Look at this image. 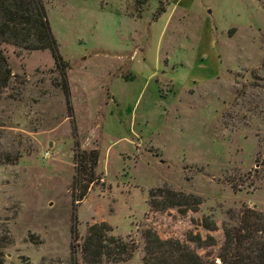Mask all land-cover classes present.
<instances>
[{
	"label": "rangeland",
	"instance_id": "374dc122",
	"mask_svg": "<svg viewBox=\"0 0 264 264\" xmlns=\"http://www.w3.org/2000/svg\"><path fill=\"white\" fill-rule=\"evenodd\" d=\"M42 1L62 64L47 50L4 52L13 77L0 98V264H80V238L101 220L137 243L125 264H145L147 224L219 245L229 216L264 212V0H170L185 11L161 51L187 62L173 70L150 32L158 0ZM75 142L100 153L80 201ZM162 186L199 196L200 212H150L148 192ZM202 215L218 230L195 225Z\"/></svg>",
	"mask_w": 264,
	"mask_h": 264
},
{
	"label": "trees",
	"instance_id": "16d2710c",
	"mask_svg": "<svg viewBox=\"0 0 264 264\" xmlns=\"http://www.w3.org/2000/svg\"><path fill=\"white\" fill-rule=\"evenodd\" d=\"M158 2L151 20H156L164 10L161 1ZM7 46L26 51L47 50L57 67L62 64L42 0H0V98L12 89L13 75L4 53ZM63 91L68 96L66 83ZM75 147L72 189L78 190V194L72 199L80 201L89 184L99 177L95 170L100 153L97 148L78 151L76 142ZM201 203L199 196L167 186L152 188L148 192L147 204L153 213L176 209L180 216H185L188 211L200 212ZM229 220H233V224L222 223L219 245L213 235L202 236L198 231H188L183 240L162 238L152 225L147 224L141 231L142 260L145 264H264V212L243 207L235 218L229 216ZM194 224L207 232L218 230L217 223L208 215L194 220ZM70 232L74 240L75 224ZM80 240V264H125L137 249L133 239L112 234V227L105 220L90 223ZM73 249L74 244H71L72 252Z\"/></svg>",
	"mask_w": 264,
	"mask_h": 264
},
{
	"label": "crops",
	"instance_id": "0c3cea01",
	"mask_svg": "<svg viewBox=\"0 0 264 264\" xmlns=\"http://www.w3.org/2000/svg\"><path fill=\"white\" fill-rule=\"evenodd\" d=\"M169 1L170 0H167V3L164 5V10L161 13V15L156 20L150 21V32L154 26H157V28L160 32L159 37H158V41H157V49L159 51V60H160V62H162L161 56L164 55L166 57V59H165V62H162V63L165 66H170V68L173 70L176 68V66L182 67L184 65H187V62L180 59V58L171 61L168 58L169 51H167L163 54L161 51H162L163 45L165 43L164 42L165 37H166L165 35L168 32L169 27L171 25H172L171 36H175L177 33L179 34L181 32L179 25H181V19L183 18V14L185 11L179 10L178 7H176L174 4H171V2H169ZM211 45H212V38L209 37V40H208L209 49L211 48ZM201 55H204V53L197 54V57L194 59L195 64H197L198 62H202ZM188 86H191V85L188 83Z\"/></svg>",
	"mask_w": 264,
	"mask_h": 264
},
{
	"label": "built area",
	"instance_id": "2783aa9c",
	"mask_svg": "<svg viewBox=\"0 0 264 264\" xmlns=\"http://www.w3.org/2000/svg\"><path fill=\"white\" fill-rule=\"evenodd\" d=\"M48 157H49V152L46 151V152L43 154V158L46 159V158H48Z\"/></svg>",
	"mask_w": 264,
	"mask_h": 264
}]
</instances>
